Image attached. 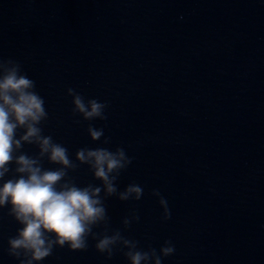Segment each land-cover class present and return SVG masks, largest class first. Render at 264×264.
<instances>
[{
	"label": "water",
	"instance_id": "obj_1",
	"mask_svg": "<svg viewBox=\"0 0 264 264\" xmlns=\"http://www.w3.org/2000/svg\"><path fill=\"white\" fill-rule=\"evenodd\" d=\"M0 56L36 81L45 135L73 159L105 145L74 122L67 89L108 103V119L92 123L134 158L119 190L144 189L140 201H105L112 229L137 213L123 234L145 249L171 239L163 264H264V0H0ZM73 175L100 183L87 167ZM18 227L0 211V264H19L7 255ZM94 244L41 264H128Z\"/></svg>",
	"mask_w": 264,
	"mask_h": 264
},
{
	"label": "clouds",
	"instance_id": "obj_2",
	"mask_svg": "<svg viewBox=\"0 0 264 264\" xmlns=\"http://www.w3.org/2000/svg\"><path fill=\"white\" fill-rule=\"evenodd\" d=\"M36 81L24 72L22 64L0 56V211L7 209L19 227L8 238L7 255L19 264H41L56 249L85 252L89 239L95 241L94 250L105 260L121 254L128 264H163L176 253L174 242L165 240L159 249L123 233L140 216L133 212L122 220V229H112L105 201L115 197L120 202L140 201L144 189L136 183L119 190L117 181L133 163L123 147L111 150L106 145L105 127H95L93 121H106L109 105L98 99H88L73 88L67 89L72 98V117L88 122L87 134L91 142L101 147H82L74 159L69 149L45 135L44 125L49 119L46 101L36 90ZM25 146L35 153L24 151ZM45 162L51 167H45ZM87 167L97 186H80L75 173ZM163 210L161 220L171 219L168 201L159 190L151 193ZM102 231H95V229Z\"/></svg>",
	"mask_w": 264,
	"mask_h": 264
}]
</instances>
